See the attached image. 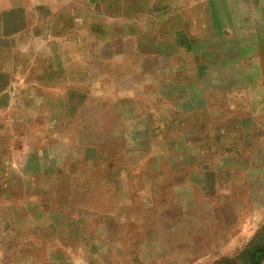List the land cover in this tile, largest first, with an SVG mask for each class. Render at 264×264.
I'll list each match as a JSON object with an SVG mask.
<instances>
[{
    "label": "crops",
    "instance_id": "obj_1",
    "mask_svg": "<svg viewBox=\"0 0 264 264\" xmlns=\"http://www.w3.org/2000/svg\"><path fill=\"white\" fill-rule=\"evenodd\" d=\"M70 262L264 264V0H0V264Z\"/></svg>",
    "mask_w": 264,
    "mask_h": 264
},
{
    "label": "rangeland",
    "instance_id": "obj_2",
    "mask_svg": "<svg viewBox=\"0 0 264 264\" xmlns=\"http://www.w3.org/2000/svg\"><path fill=\"white\" fill-rule=\"evenodd\" d=\"M83 254V257L88 261V260H90V258H89V251L88 250H85L84 252H82ZM70 264H74V263H71L70 262ZM76 264V263H75Z\"/></svg>",
    "mask_w": 264,
    "mask_h": 264
}]
</instances>
